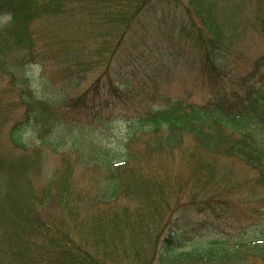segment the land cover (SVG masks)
Here are the masks:
<instances>
[{"label": "trees", "instance_id": "16d2710c", "mask_svg": "<svg viewBox=\"0 0 264 264\" xmlns=\"http://www.w3.org/2000/svg\"><path fill=\"white\" fill-rule=\"evenodd\" d=\"M168 6L181 7L187 20L183 24L194 29L183 26L182 30L201 54L208 100L196 103L172 98L162 94L158 84L121 89L111 82L117 99L98 103L100 108L121 107L119 102L127 100L132 104L146 101L148 106L135 108L129 136L121 145L97 149L95 154L91 151L102 186L91 197L94 208L86 209L82 221H78L79 201L72 200L74 186L68 177L73 170L68 160L54 180L55 184L60 181L53 197L61 210L58 218L43 210L44 203L52 199L51 189L38 195L29 175L23 176L25 188L21 184L6 192L3 201L11 216L4 224L0 222V228L9 231L13 256L8 257L18 264H264V223L243 225L236 235L223 230L190 249L177 248L175 232L182 212L236 215L227 196L230 193L239 192L247 203L260 200L254 214L264 210V51L243 73L231 60H235L234 48L250 29L264 38V0H0V19L7 18L0 26V79H8L0 87V107H4L0 118L10 106L23 112L22 119L9 129L11 146H3L0 139V177L12 175L16 169L26 170L27 163L34 165L45 149L59 150L52 136L43 137L40 146L27 144L25 131L39 110L45 121L56 117L63 107L67 108L63 115L68 117L69 112L87 109L93 99L88 90L76 97L65 93L58 98L40 97L29 80L19 82L11 52H20L21 68L39 57L44 61L36 51L43 25L80 11L86 12L90 30L97 33L91 35L100 49L96 53H117L144 25V17L153 14L148 24L155 26L157 15L165 14ZM113 32L117 37L114 47ZM167 33L169 38V30ZM139 36L142 39L143 32ZM81 65L77 61L70 68ZM71 81L77 83L74 77ZM98 83L100 78L91 85L93 89H98ZM13 93L15 99L10 97ZM61 102L67 103L63 106ZM7 120H0V130ZM81 143L77 138L71 145L80 149ZM185 147L189 151L182 159L189 169L178 171L163 161V154L175 158ZM151 156L156 158L146 162ZM237 163L245 175L235 171ZM249 172L252 176H247ZM73 225L76 237L67 231ZM9 244L2 243L0 253L6 255Z\"/></svg>", "mask_w": 264, "mask_h": 264}, {"label": "rangeland", "instance_id": "374dc122", "mask_svg": "<svg viewBox=\"0 0 264 264\" xmlns=\"http://www.w3.org/2000/svg\"><path fill=\"white\" fill-rule=\"evenodd\" d=\"M165 11V14L161 12L160 16L157 15L155 26L148 24V20L154 18L153 14L151 17H144V25L139 26L137 33L133 32L131 39L128 37L129 40L119 48L117 53H115L116 50L111 54L110 52L105 53L103 56L96 53L100 49H96L98 47L94 43L96 40L91 35L94 36L97 33L93 29L90 30L92 25L89 22L91 20L86 12L80 11L78 14L75 13V16H71L72 13H67L64 17L54 19L48 25H43V29L38 34L36 51L45 58L44 61H41L39 57L21 68L20 52H16L17 54L11 52L19 82L23 81L24 83L29 80L40 97L58 98L62 93L76 97L88 90V96L93 99L87 109L69 112L68 117L63 115L64 111H67L65 107L56 117L52 116L48 121L42 118V110L38 111L37 118L31 126L27 127L24 134L27 144L40 146L44 140L43 137L52 136L58 141L59 150L55 152L45 149L34 165L31 161L27 163L26 170L16 169L12 175L0 177V203L3 202L0 204L1 223L4 224L5 220L11 216L10 208L3 198H5L6 192L10 191L9 189H17L21 184L25 188L23 184L25 175H29L28 179L38 195H43L46 189H51L52 199L50 202L44 203L43 210L58 218L61 210L54 202V192H58L60 181L55 184L54 180H57L64 171L67 160L73 170L68 177L74 186L72 200L79 201L80 216L78 221L85 219L86 209L94 208L91 206V203L94 202L92 198L98 195L101 190L102 175L93 168V152L91 151L93 150L95 154L97 149L114 148L121 145L129 136V123L135 108L143 107L144 109L148 106L146 101L132 104L133 102L127 100V103L119 102L121 107L117 104L101 107L103 108L101 109L98 103L117 99L110 88L111 82L114 87L121 89L126 86L137 89L138 86L141 88L142 86L153 87L158 84L161 93L172 98L196 103H205L208 100L210 94L207 78L200 70L201 54L192 43L190 44L192 40L186 35L187 31L182 30L183 26L185 30L191 31L192 28L183 24L187 22L184 16L185 12L181 7L174 9L170 6ZM6 20V17L1 18L0 26L4 25ZM168 30L171 34L169 38L166 37L169 36ZM192 30L194 29L192 28ZM142 32L143 36L140 39L139 34ZM112 34L114 47L117 37H115L116 32ZM108 40L110 41V37ZM143 41H146V44ZM158 43L161 45L158 46L159 48L156 46ZM169 44H172L170 49L168 48ZM234 49L236 50L235 57L232 58L235 60H231L238 67V72L243 73L244 68L249 67L252 61L264 51V38L256 29H250L245 39ZM169 52L172 53L171 56L167 55ZM248 57H250V61H247ZM77 61L82 65L70 68ZM72 77L77 79V83L71 81ZM98 78H100L98 85H101L95 90L91 85ZM2 79H0V87L5 86L8 82L7 78ZM141 95L143 97L144 93ZM10 97L15 99L16 93ZM4 100L6 101V99ZM5 101L4 104H6ZM61 103L64 106L67 102ZM0 108L2 111L4 110V107ZM1 116L0 120L8 117L0 130L1 144L9 147L11 146L8 136L9 129L14 122L22 119L23 112L21 109H12L10 106L6 115L1 114ZM77 138L82 141L80 149L83 152L77 146L71 145ZM188 151L186 147L178 150L175 158H169V155L165 153L162 159L178 171L186 170L189 168L185 166L182 155ZM156 154L159 155V153ZM153 157L151 156L146 162L149 163L156 158ZM222 163L225 167L228 166L226 160H223ZM27 168L32 171L30 170L29 173ZM241 169V165L237 163L235 171L239 173V176L240 174L245 175V173L242 174ZM10 176H13L12 179ZM247 176H252V173L249 172ZM9 177L10 179H8ZM244 179L245 176L240 181ZM227 196L230 199L232 210L237 213L234 216L218 217L208 212L196 213L194 211L179 213L175 231L178 240L177 248L190 249L201 245L208 239L220 235L223 230L236 235L238 229L243 225L253 223L250 226L256 227L257 222L264 223V210H260L256 214L253 213L258 208L260 200L247 203V199H243L244 196L239 192L237 194L230 193ZM66 213L70 219H76L71 213ZM74 225L70 229L67 228V231L76 237ZM10 240L9 231L5 232L1 227V251L4 248L2 243L9 244ZM9 247L10 249L6 252L7 256L0 253V264H18L17 261L12 260L13 257H8V255L13 256L10 244Z\"/></svg>", "mask_w": 264, "mask_h": 264}]
</instances>
